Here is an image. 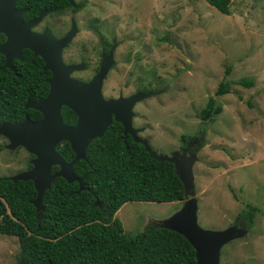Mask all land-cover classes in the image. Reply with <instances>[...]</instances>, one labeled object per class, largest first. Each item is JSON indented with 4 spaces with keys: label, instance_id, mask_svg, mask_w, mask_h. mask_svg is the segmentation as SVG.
Segmentation results:
<instances>
[{
    "label": "rangeland",
    "instance_id": "1",
    "mask_svg": "<svg viewBox=\"0 0 264 264\" xmlns=\"http://www.w3.org/2000/svg\"><path fill=\"white\" fill-rule=\"evenodd\" d=\"M76 2L83 3L80 11L45 21L60 38L72 21L76 24L63 59L84 63L85 69L71 77L90 81L113 45L103 98L151 92L132 109V126L143 130L139 137L157 155L187 154V149V156L196 155L193 196L182 202L124 204L115 218L125 233L161 227L194 199L202 229L236 227L243 234L222 247L220 264H264V0H229V15L205 0ZM242 78L252 85L236 84ZM222 82L229 83L230 91L217 97ZM209 98L222 112L202 123L199 113ZM7 145L1 136L0 177L29 170L33 156ZM248 205L257 209L250 229L238 221ZM18 253L17 238L0 235V264H20Z\"/></svg>",
    "mask_w": 264,
    "mask_h": 264
},
{
    "label": "trees",
    "instance_id": "2",
    "mask_svg": "<svg viewBox=\"0 0 264 264\" xmlns=\"http://www.w3.org/2000/svg\"><path fill=\"white\" fill-rule=\"evenodd\" d=\"M60 1L71 8L66 1ZM205 1L221 14H230L229 0ZM20 2L29 9L26 18L50 7L48 3L39 5L37 0L17 3ZM22 58L13 62L11 71L4 67V57L0 55V124H17L25 117L33 122L42 118L24 105L29 98L37 102L46 96L50 72L43 71L42 60L31 51L24 50ZM236 84L252 85L245 78ZM229 87L227 82L220 83L215 96L228 94ZM221 112L222 107L209 98L199 118L202 123L212 122ZM61 114L65 124L75 123L76 116L68 108L63 107ZM182 139L186 142V138ZM56 150L67 162L73 160L74 153L67 142ZM57 170L53 167L52 173ZM73 171L82 180L83 190L78 193V183L68 184L56 178L45 192L39 212L33 204L37 194L31 181L14 183L0 177V235L17 238L20 264L195 263V250L179 234L148 226L141 233L129 235L115 218L128 202L184 201L183 186L174 166L169 162L160 164L143 146L124 137L120 123L113 121L101 138L91 141L86 159L77 161ZM255 212L257 209L248 205L239 213L238 221L250 229Z\"/></svg>",
    "mask_w": 264,
    "mask_h": 264
},
{
    "label": "water",
    "instance_id": "3",
    "mask_svg": "<svg viewBox=\"0 0 264 264\" xmlns=\"http://www.w3.org/2000/svg\"><path fill=\"white\" fill-rule=\"evenodd\" d=\"M15 1L0 0V34L6 37V41L0 44V55L5 58L4 67L13 71V61H23L22 52L29 50L33 56L42 60L43 71L51 74L47 80L49 90L46 96L37 102L29 98L24 105L25 109L41 114L39 121L33 122L25 117L17 124H0V136L8 140V150L21 147L33 156L31 168L16 174L10 180L14 183H33L37 194L33 202L36 211L41 210L43 196L56 178H62L68 184L78 183V193L83 190L82 180L75 176L73 166L77 161L86 159L91 141L101 138L113 121L122 125L124 137L129 135L133 142L142 145L160 164L169 162L174 166L183 186L184 200L188 195L193 196L192 168L196 155L187 156L185 152H175L170 157L157 155L151 150L147 140L138 137L141 130L132 126V109L136 103L146 98L145 93L138 92L127 98L122 95L116 99L103 98L102 83L114 63L113 51L103 57L98 73L90 81L72 78V73L85 69L84 63L66 64L63 61V51L77 32L75 22L72 21L70 30L61 38H55L48 29L35 33L32 28L42 20L46 12L42 11L36 19L24 22V10H18ZM67 1L73 4V0ZM63 107L75 114L73 126L63 122ZM62 142H67L74 153L70 162L56 150ZM53 167L58 168L54 173ZM161 227L188 241L195 250L193 264H220L222 247L243 235L236 227L221 231L202 229L197 222V205L194 199L183 204L179 211L162 222Z\"/></svg>",
    "mask_w": 264,
    "mask_h": 264
},
{
    "label": "flooded vegetation",
    "instance_id": "4",
    "mask_svg": "<svg viewBox=\"0 0 264 264\" xmlns=\"http://www.w3.org/2000/svg\"><path fill=\"white\" fill-rule=\"evenodd\" d=\"M64 1H66L70 6H71V8L70 9H68V7H66V4L64 3V2H62V1H60V0H37V3L39 4V5H42L43 3H48L49 5H50V7L49 8H41L40 10H38V12H37V14L34 16V17H32V18H26L24 15L25 14H27V12L29 11V9L28 8H26V7H24L23 5H22V2H20V3H17L18 2V0H16L15 1V7L18 9V10H24V12L22 13V20L24 21V22H29V21H32V20H34V19H36L37 17H38V15H39V13L40 12H42V11H45L46 12V14L44 15V17L42 18V20L38 23V24H36L33 28H32V31L33 32H35V33H41V32H43V30L44 29H48V30H50L51 32H52V34L54 35V37L55 38H60V37H56L55 36V34L53 33V30L49 27V25H46L45 24V21H46V18L47 17H49V16H54L55 18H58V19H61L62 18V15H64L65 13H67V12H78V11H80L81 10V8L83 7L82 5H83V3H77L76 2V0H73V4H71L69 1H67V0H64ZM72 8L73 9H75L76 11H74V10H72ZM6 41V37L3 35V34H0V44L1 43H4ZM69 46V45H68ZM111 48H113L112 50H113V54H114V51H115V47L112 45L111 46ZM65 50V49H64ZM108 53V52H107ZM63 55V54H62ZM14 61H17V60H14ZM13 61V62H14ZM63 61H64V59H63ZM4 62H5V58H4ZM67 64V63H66ZM50 76H51V74H50ZM85 82H87V81H85ZM138 92V91H137ZM139 92H141V91H139ZM143 93H145V94H152L151 92L149 93V92H144V91H142ZM138 104V103H137ZM62 110V109H61ZM62 115V114H61ZM75 124V123H74ZM73 124V125H74ZM72 125V126H73ZM134 127V126H133ZM135 128V127H134ZM135 129H137V130H141V128H135ZM143 130H141L139 133H141ZM139 133H138V137H139ZM128 137H130L129 135H127ZM126 136V137H127ZM131 138V137H130ZM141 138V137H140ZM143 139V138H142ZM131 140H132V138H131ZM147 140V139H146ZM133 141V140H132ZM148 141V140H147ZM148 144H149V141H148ZM142 146V145H141ZM150 146V145H149ZM189 145L188 144H186L185 145V147H188ZM152 150V149H151ZM153 151V150H152ZM182 151H184V149L182 150ZM187 154H190V150L189 149H187ZM193 152V151H192ZM241 225H243L242 223H240Z\"/></svg>",
    "mask_w": 264,
    "mask_h": 264
}]
</instances>
